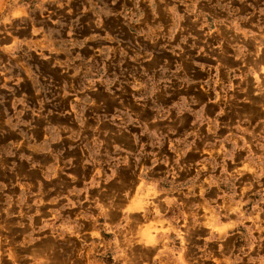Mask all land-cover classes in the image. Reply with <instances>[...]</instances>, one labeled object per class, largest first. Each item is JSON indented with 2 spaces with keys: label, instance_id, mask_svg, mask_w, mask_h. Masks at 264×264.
Listing matches in <instances>:
<instances>
[{
  "label": "rangeland",
  "instance_id": "1",
  "mask_svg": "<svg viewBox=\"0 0 264 264\" xmlns=\"http://www.w3.org/2000/svg\"><path fill=\"white\" fill-rule=\"evenodd\" d=\"M0 264H264V0H0Z\"/></svg>",
  "mask_w": 264,
  "mask_h": 264
}]
</instances>
